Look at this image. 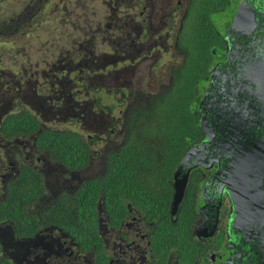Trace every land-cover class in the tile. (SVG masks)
Returning a JSON list of instances; mask_svg holds the SVG:
<instances>
[{
    "label": "flooded vegetation",
    "instance_id": "1",
    "mask_svg": "<svg viewBox=\"0 0 264 264\" xmlns=\"http://www.w3.org/2000/svg\"><path fill=\"white\" fill-rule=\"evenodd\" d=\"M193 1L0 0V201L24 171L38 175L41 189L24 207L26 225L0 224V264H264V212L246 223L250 239L234 240L241 233L231 224L227 182L208 183L214 166L191 170L184 197L192 171L204 175L191 195L195 219L165 238L162 224L177 225L184 197L175 212L172 197L152 216L127 198L122 210L108 209L102 196L91 207L72 202L124 144L132 109L170 88L186 62L181 40L190 36ZM243 1L218 17L220 44L211 51L223 54L210 74L225 60L226 30ZM247 1L264 11V0ZM10 119L23 122L11 136ZM51 132L80 138L86 165L73 168L41 147L39 136Z\"/></svg>",
    "mask_w": 264,
    "mask_h": 264
},
{
    "label": "trees",
    "instance_id": "2",
    "mask_svg": "<svg viewBox=\"0 0 264 264\" xmlns=\"http://www.w3.org/2000/svg\"><path fill=\"white\" fill-rule=\"evenodd\" d=\"M231 1L192 2L191 21H185L190 36L187 41L185 36L181 40V45L187 50L186 62L175 73L170 88L132 109L124 144L107 155L104 174L89 180L72 202L76 200L83 206L91 207L102 196L108 209L113 207L122 210L124 206L120 204L127 198L151 216L154 215V209H168L174 191V172L187 150L202 139L199 106L214 59L223 54V49L218 48L217 54L213 55L211 48L220 44V13L225 10L229 14L237 7L238 0L233 4ZM22 125L23 122L10 119L6 134L11 136L18 133ZM38 140L41 147L49 149L53 156L60 157L67 164L71 163L73 168L86 165V149L77 136L51 132L41 134ZM203 178L199 169L192 171L187 187L189 197L187 194L184 197L186 204L180 221L176 226L162 224V238L166 237L170 228L178 229L179 225L181 229L187 218L195 219L194 208L190 206L191 195L196 192ZM40 191L38 175L24 171L18 180L9 184L7 198L0 201V224L12 221L19 227L21 224L26 225L28 217L24 207ZM80 211L83 213V208Z\"/></svg>",
    "mask_w": 264,
    "mask_h": 264
},
{
    "label": "water",
    "instance_id": "3",
    "mask_svg": "<svg viewBox=\"0 0 264 264\" xmlns=\"http://www.w3.org/2000/svg\"><path fill=\"white\" fill-rule=\"evenodd\" d=\"M226 41L225 60L212 69L199 106L202 139L187 150L174 172L172 205L175 212L192 169L214 166L208 183L227 182L235 212L231 224L241 233L233 239L244 243L254 232L253 223H246L255 220L257 210L264 212V11L243 1Z\"/></svg>",
    "mask_w": 264,
    "mask_h": 264
},
{
    "label": "rangeland",
    "instance_id": "4",
    "mask_svg": "<svg viewBox=\"0 0 264 264\" xmlns=\"http://www.w3.org/2000/svg\"><path fill=\"white\" fill-rule=\"evenodd\" d=\"M96 146V147H95ZM103 147V146H105L104 145V143H102V144H100V143H96V144H94V149H96V148H99V147ZM97 150V149H96ZM100 150V149H99ZM101 152L99 151V154H100ZM102 154V153H101ZM98 167V166H97ZM93 173V172H92ZM91 174V173H90Z\"/></svg>",
    "mask_w": 264,
    "mask_h": 264
}]
</instances>
